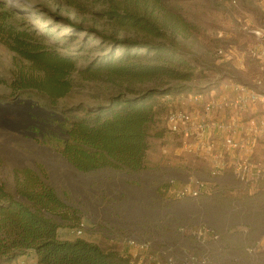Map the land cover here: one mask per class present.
Instances as JSON below:
<instances>
[{
	"label": "rangeland",
	"instance_id": "obj_1",
	"mask_svg": "<svg viewBox=\"0 0 264 264\" xmlns=\"http://www.w3.org/2000/svg\"><path fill=\"white\" fill-rule=\"evenodd\" d=\"M8 1L18 7L31 4L57 10L85 27H96L120 38L174 43L192 63L190 71L194 77L183 82H157L93 72V63L108 50H91V38L74 35L65 26L53 24L49 29L51 36L45 37L44 29L51 25L50 20L24 14L28 29L39 30L34 33V39L66 55H78L79 62L77 70L69 75L72 90L51 102L39 90L18 88L22 74H43L0 38V187L19 197L18 187L26 184L27 177H41L65 203L78 211L85 225L81 235L76 232L78 225L60 227L61 239H86L129 257L135 264H167L171 258L177 264H184L189 254H201L209 264H232V254L221 252L220 243L200 247L192 232L202 223L232 231L236 218L249 219L257 233L263 232L264 222L259 220H264V193L248 197L247 211H235L232 206L234 181L222 177L229 171L232 174V149L226 144V139L232 137V121L215 122L208 118L213 130L224 133L219 138L222 148L195 149L188 145L202 139L211 144L216 138L212 135L199 138L195 134L189 138L173 132L168 115L188 110L205 116L203 109L199 112L194 109L199 106L195 102L203 101L202 92L207 90L215 92L208 101L222 103L216 108L220 111L230 107L232 100L217 98L219 87H232V98L237 85L264 89V18L260 0ZM112 7L149 18L166 35L158 38L130 25L115 24L104 14ZM255 30L262 35H257ZM155 87L178 88L169 97H162V107L151 127L144 170L107 167L82 172L62 155L67 130L74 119L84 115L86 105L103 103L117 93L130 95L131 89ZM188 102L193 105L186 107ZM239 113L244 117L248 112ZM217 150L221 151V158ZM257 151V159L264 158L263 150ZM213 171L217 174L213 175ZM193 176L204 182L208 193L197 198H181L179 191ZM139 243L148 246L140 249Z\"/></svg>",
	"mask_w": 264,
	"mask_h": 264
},
{
	"label": "trees",
	"instance_id": "obj_2",
	"mask_svg": "<svg viewBox=\"0 0 264 264\" xmlns=\"http://www.w3.org/2000/svg\"><path fill=\"white\" fill-rule=\"evenodd\" d=\"M24 14L50 20L51 25L44 29L45 37L51 36L49 29L53 24L65 26L74 35L91 38V50H108L93 63V72H108L138 81L193 80L192 63L174 43L120 38L96 27H85L57 10L31 4L18 7L0 0V38L43 74H22L18 88L39 90L51 102L72 90L69 75L77 70L79 57L66 55L34 39V33L39 30L28 29ZM104 14L121 27L130 25L158 38L166 35L149 18L137 13L112 7ZM177 88L131 89L130 95L117 93L103 103L86 105L84 115L74 119L67 130L62 155L82 172L107 167L144 170L151 127L162 107V97L166 98ZM26 179V184L18 187L19 197L0 187V264L11 263L29 251L36 253L38 264H135L129 257L86 239H61L60 227L82 223L78 211L65 203L41 177ZM170 186L171 183L166 188Z\"/></svg>",
	"mask_w": 264,
	"mask_h": 264
},
{
	"label": "built area",
	"instance_id": "obj_3",
	"mask_svg": "<svg viewBox=\"0 0 264 264\" xmlns=\"http://www.w3.org/2000/svg\"><path fill=\"white\" fill-rule=\"evenodd\" d=\"M260 2L264 4V0H260ZM255 33L257 35H262V32L258 30H255ZM234 94L232 98V109H237L238 112L246 111L248 112V116L244 118L238 113V118L232 121V137L226 139V144L232 149V175L234 177L232 190L235 192L244 191L250 193L253 187H257L261 183H264V158L257 159L258 148L260 149L264 146V89L245 88L237 85ZM167 97H169V95ZM225 104L228 106L229 103L226 102ZM204 105L205 116L192 114L188 110L171 112L168 115L170 130L176 133H183L189 138L194 134L199 136V138L205 137V133L210 127L207 116L210 112L222 106V103L211 100ZM197 143L200 144V148H202L205 142L204 139H202V141L199 140ZM204 146L208 150H211L215 144L209 143ZM217 171H213L212 174H217ZM171 182H173V180ZM205 193L208 192L205 189L204 182L199 177L193 176L190 177L188 184L184 186L178 194L181 198H197ZM246 226H243L244 228L241 229L244 233H248L252 228ZM84 227L85 225L83 222L77 227L76 232L78 235L83 234ZM192 236L196 239L197 243L201 245L200 247H205L209 243H219L221 240L220 232L204 223L200 224L199 228L192 232ZM147 246L148 244L146 243H139L137 245L140 249H146ZM263 248L264 238H260L247 247L246 252L253 257ZM202 257L201 254H189L184 264H209L208 260ZM236 259L237 261L241 260L239 258ZM167 264L177 263L171 258L168 260ZM249 264L257 263L249 262Z\"/></svg>",
	"mask_w": 264,
	"mask_h": 264
},
{
	"label": "crops",
	"instance_id": "obj_4",
	"mask_svg": "<svg viewBox=\"0 0 264 264\" xmlns=\"http://www.w3.org/2000/svg\"><path fill=\"white\" fill-rule=\"evenodd\" d=\"M261 5V4H260ZM262 8V15L264 18V4L262 3L261 5ZM264 21V20H263ZM220 93L217 94V98H228L230 100H232V87L230 89H223V87H219ZM203 95V101H196L195 104H199V106H197V108L194 109V112H199L202 109L205 112V107L203 106L205 103L209 102L208 100L211 98V96H215L213 94H215V92H210V90L204 91L202 92ZM206 101V102H205ZM193 104L188 102L186 103V107H191ZM212 112L213 115L211 113L208 114V118H210V120H213L215 122H223V121H228L231 122L233 121L235 118H238V111L237 109H232V104L231 106L227 107L225 110H213ZM211 114V115H210ZM241 114V113H239ZM248 116V113H246V115H244V118H246ZM210 131V132H209ZM222 134L224 135L223 131H219L218 129L214 128V130L209 127L208 130L205 133V136H214L216 138V141H214L213 143L215 144V147L218 149L219 147L222 148V141L219 140V138L222 136ZM204 145L205 144H209L208 140H204ZM203 145L202 149L205 148V146ZM194 146L195 149H199L200 148V144L195 143L188 145V147H192ZM260 150H263L262 152H264V146L260 148ZM219 152H216L218 157H222V153L220 150H217ZM232 154V153H231ZM226 177L227 178H232V182L234 181V177L231 174V172L229 171L227 174L223 175L222 177ZM264 193V183H261L260 185H258L257 187H253V189H251L250 193L248 192H244V191H237L234 192L235 196H232V206L235 207V211L239 210V209H243L244 211H247L250 207H248L250 205L249 203V196H252L255 193ZM232 194V191H231ZM244 194V196H243ZM235 221L232 222V231L228 230L227 231H222L220 229L215 228L218 232H221V240H220V250L221 252H223L224 254H232V264H249V262H255L257 264H264V248L259 251L258 253H256L253 257L248 255V253L246 252V248L249 247L250 245H252L256 240L260 239V238H264V231L261 233H257L254 229V225L251 223V221L249 219H244V220H239V219H234ZM264 222V220H259V223ZM250 226L251 230L248 233H244L241 229L244 228L243 226ZM246 226V227H247ZM254 226V227H253ZM223 232V233H222ZM59 234V233H58ZM236 258L241 259L240 261H237ZM253 258V259H252ZM236 259V260H235ZM8 264H38V258L37 255L34 251H29L27 254L21 255L18 258H16L14 261H12L11 263Z\"/></svg>",
	"mask_w": 264,
	"mask_h": 264
},
{
	"label": "water",
	"instance_id": "obj_5",
	"mask_svg": "<svg viewBox=\"0 0 264 264\" xmlns=\"http://www.w3.org/2000/svg\"><path fill=\"white\" fill-rule=\"evenodd\" d=\"M28 103L30 102V101H27ZM0 105H1V103H0Z\"/></svg>",
	"mask_w": 264,
	"mask_h": 264
}]
</instances>
